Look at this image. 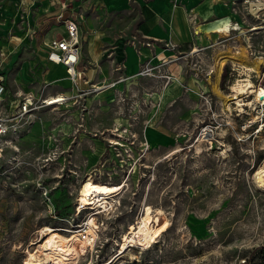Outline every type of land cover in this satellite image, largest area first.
I'll use <instances>...</instances> for the list:
<instances>
[{
  "label": "rangeland",
  "instance_id": "rangeland-1",
  "mask_svg": "<svg viewBox=\"0 0 264 264\" xmlns=\"http://www.w3.org/2000/svg\"><path fill=\"white\" fill-rule=\"evenodd\" d=\"M32 1L25 18L26 4L0 0V75L11 99L22 93L34 94L38 103L56 95L67 101L39 104L0 158V264H22L28 250L35 254L30 245L40 241L44 227L85 242L82 227L98 235L88 253L77 242L82 256L57 264H106L146 209L155 215L150 225L166 230L151 247L126 245L117 264H264V186L255 177L264 165V125L259 130L254 124L264 76L252 77L256 92L244 96L242 112L235 105L223 110L210 85L218 49L249 46L252 57L264 55V11H238V32L228 34L227 22L212 24L218 39L180 45L162 64L151 65L149 76L127 77L122 52L130 47L139 53L147 43L135 0L120 10L91 7L87 0ZM60 4L67 8L63 16L69 13L80 27L79 69L93 70V81L79 89L47 60L48 42L63 31ZM90 45L98 57L89 54ZM237 77L226 65L221 91L230 94ZM103 83L108 87L98 90ZM204 136L208 141L199 143ZM85 180L124 184L120 205L77 213Z\"/></svg>",
  "mask_w": 264,
  "mask_h": 264
},
{
  "label": "bare ground",
  "instance_id": "bare-ground-1",
  "mask_svg": "<svg viewBox=\"0 0 264 264\" xmlns=\"http://www.w3.org/2000/svg\"><path fill=\"white\" fill-rule=\"evenodd\" d=\"M230 26L231 25L229 24L228 27L230 28ZM200 29L201 28H199L198 31ZM204 32L208 34L207 30H204ZM196 34L198 33L196 32ZM248 48L249 46H239L236 48L226 46L215 52L210 72L213 76V81H210V85L213 94L221 100L222 104H220L226 112H231L233 105H235L239 111L242 112V107L247 106V104L243 101L244 96L255 95L256 92L255 86L251 81L252 77L255 76L257 78L261 76L262 71L264 70V55L252 57L249 54ZM194 52L195 48H193V53ZM227 64H231L234 67V71L238 72L237 79L229 87L230 94L223 93L218 86L223 69ZM171 77L173 79L170 81V84L174 81V76L172 75ZM107 85L108 84L104 85L105 88L108 87ZM102 87L97 88L98 90H102ZM64 100V96L56 95L46 98L45 102L46 106H54L63 104ZM262 105L264 106V101L262 102ZM262 105H258L257 109L262 108L264 110ZM262 115H264V113H260L259 117H257L254 122L259 120ZM207 141L206 136L198 139L199 143ZM197 149L199 150L200 148ZM255 177L257 184L259 186H264V165L256 172ZM124 187V184L114 186L85 180L81 183L77 204H80L85 209H99L100 211V208H104L106 210L112 208L113 211L116 206L120 205V201L118 199ZM151 216L153 217L155 215H153L149 209H146L137 219L136 223L121 235L120 241L122 245L119 247V255L106 264H117L119 258L126 253V245H137L142 248L151 247L153 245L159 235L166 230V226L152 227L150 225ZM41 232L40 241L36 244L31 243L30 245V247L34 246L36 248V253L33 254L30 250H28L26 259L22 264H43L44 261L47 264H57L56 259L65 260L66 262L71 263L72 261L78 260L79 257L82 256V254L78 253L75 247L77 242L80 243V250L83 251L84 254L88 253V247H92L98 239V235L91 227H82L81 232H79L82 235V239H85L86 242L81 239L78 240L76 236L69 238L58 235L55 231L47 227L42 228ZM41 256L43 257L42 259Z\"/></svg>",
  "mask_w": 264,
  "mask_h": 264
},
{
  "label": "crops",
  "instance_id": "crops-1",
  "mask_svg": "<svg viewBox=\"0 0 264 264\" xmlns=\"http://www.w3.org/2000/svg\"><path fill=\"white\" fill-rule=\"evenodd\" d=\"M15 2L23 3V5L26 4L22 12L25 18H29L32 9L31 3L33 1L15 0ZM56 2L58 3L60 1L56 0ZM86 2L89 3L91 7L105 8L107 10L124 9L126 5V0H87ZM135 2L141 11L139 33L145 37L147 40L146 42L151 45L149 47H140L139 53L134 49L132 51L130 47L122 52L121 61H123L124 67L127 68V73L131 74L127 77L137 75L140 64L143 62H150L151 65L157 66L162 64L161 61L165 60L166 56H168L167 58L171 57L170 55L174 53V50L165 48V44H171L176 48L180 45L190 44L196 41L198 46L201 47L202 44H200L199 41H202L204 37L207 39L210 37H214L215 40L218 39L219 35L213 32L218 29L213 25H221L223 22H227L228 24L237 23L240 25L238 22V11L249 9L264 11V0H135ZM55 4L56 3H54V5ZM50 6L51 4L47 5L45 9L50 10ZM44 13L48 12H43V14ZM206 19L208 20L205 21ZM205 25H210L207 29L208 34L202 31V29H206ZM241 27L243 29L242 25ZM199 28L201 29L198 31ZM196 32L198 34H196ZM244 33L245 31L243 30V34ZM92 42L96 43L95 40H92ZM160 44L164 45V49H160V51L165 52V55H159L158 45ZM88 51L92 57H98V48L95 46L90 45ZM82 61L83 53L81 63ZM57 65L56 67H62L65 72L62 65ZM81 70L84 73L83 78L87 85L90 84V82L93 81V70L87 69L86 67ZM86 71H90L89 74L91 75V79L86 75ZM106 84L108 83L98 84L99 86L97 87Z\"/></svg>",
  "mask_w": 264,
  "mask_h": 264
},
{
  "label": "built area",
  "instance_id": "built-area-1",
  "mask_svg": "<svg viewBox=\"0 0 264 264\" xmlns=\"http://www.w3.org/2000/svg\"><path fill=\"white\" fill-rule=\"evenodd\" d=\"M61 9L62 12L57 16V19L60 20L62 24L63 33L59 37H54L48 42L47 60L50 63L62 65L65 69L66 77L71 82L72 87L79 89L80 85H87L85 79L83 78L84 73L81 69H79L82 57L80 28L77 21L72 18L63 20V11L67 8L62 6ZM230 25L231 30H229L228 34L239 31L234 30V28L240 25L237 23H232ZM150 45V43H146L147 47ZM165 48H170L172 50L175 49L171 44H165ZM248 49L250 56H254L250 47ZM150 66V62L141 63L137 75L149 76V72L152 71ZM152 67L155 68L157 66ZM262 76H264V72L262 73ZM45 101L46 98L40 100L38 103L34 94L25 95L22 93L16 94V99H11L4 77L0 75V158L2 157L6 147L12 145L13 139L18 137L16 134L18 129L22 127L23 130H25L24 127L30 123L29 118L31 114L40 108L39 104L41 107H47ZM66 101L67 100L65 99L63 103H66ZM258 110L259 113H264L262 108ZM254 124L258 126L259 130H261L264 125V115L261 116L259 122H254ZM75 208L77 213L85 211L84 207L80 204H75ZM102 209L103 208L100 210ZM109 210L112 211V208Z\"/></svg>",
  "mask_w": 264,
  "mask_h": 264
},
{
  "label": "water",
  "instance_id": "water-1",
  "mask_svg": "<svg viewBox=\"0 0 264 264\" xmlns=\"http://www.w3.org/2000/svg\"><path fill=\"white\" fill-rule=\"evenodd\" d=\"M69 17V13H65L64 16H63V19H67Z\"/></svg>",
  "mask_w": 264,
  "mask_h": 264
},
{
  "label": "trees",
  "instance_id": "trees-1",
  "mask_svg": "<svg viewBox=\"0 0 264 264\" xmlns=\"http://www.w3.org/2000/svg\"><path fill=\"white\" fill-rule=\"evenodd\" d=\"M226 75H227V72H225L224 76H223V80H225L226 78ZM162 221H160L159 225L161 224Z\"/></svg>",
  "mask_w": 264,
  "mask_h": 264
}]
</instances>
